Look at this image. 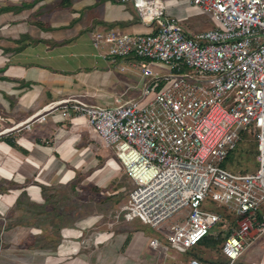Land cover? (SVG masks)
<instances>
[{"label": "built area", "instance_id": "obj_1", "mask_svg": "<svg viewBox=\"0 0 264 264\" xmlns=\"http://www.w3.org/2000/svg\"><path fill=\"white\" fill-rule=\"evenodd\" d=\"M121 1L134 5L150 32L110 29L94 35V46L122 72H139L141 97L114 108L69 98L26 126L56 110L72 122L84 119L134 185L122 217L177 251L198 247L224 222L214 209L225 207L237 219L221 247L225 261L188 264H243L247 239L264 236V0H179L212 16L213 28L203 33L168 15L170 0ZM244 133L255 138L257 167L235 174L223 164ZM150 244L160 247L156 237Z\"/></svg>", "mask_w": 264, "mask_h": 264}, {"label": "crops", "instance_id": "obj_2", "mask_svg": "<svg viewBox=\"0 0 264 264\" xmlns=\"http://www.w3.org/2000/svg\"><path fill=\"white\" fill-rule=\"evenodd\" d=\"M110 29L122 33L144 34L150 31L140 22L131 2L0 0V176H3V170H7L10 178L6 180L15 178V182L25 184L23 180L32 177L38 184L22 191L8 190L5 198L11 200L8 208L17 204L23 194L34 201L35 195L30 192L33 189L41 199L43 189L49 186L41 181V176L67 174L69 178L74 170L69 163L78 157L76 153L87 158L88 151L102 145L84 119L72 122L61 116V110H56L47 116L45 122L33 123L27 130L25 126L31 117L45 115L44 109L69 98H78L87 105L114 108L141 97L142 88L133 85V81H138L140 86L139 72H122L120 65L107 62L94 46V35ZM7 139L15 142L16 147L6 143ZM24 171L26 175H21ZM110 176L103 180H113ZM69 182L61 185L67 186ZM85 226L78 223L75 232L71 233V240L63 239L57 250L60 257L55 258L56 262L50 257L52 250L46 248V254L30 253L26 256L29 259L27 264H179L180 255L188 254L174 251L165 237L164 247L161 236L156 237L160 247L155 249L150 244L153 237L143 232L122 230L89 237L78 235ZM78 227H81L80 231ZM30 230L32 237L38 234L36 229ZM200 248L203 251L192 258L206 260L214 257L209 252L210 247H196ZM251 248L255 250L253 255L240 263L264 264V236L249 237L242 257ZM8 257L2 264H19L14 255ZM222 258L220 262L225 261Z\"/></svg>", "mask_w": 264, "mask_h": 264}, {"label": "rangeland", "instance_id": "obj_3", "mask_svg": "<svg viewBox=\"0 0 264 264\" xmlns=\"http://www.w3.org/2000/svg\"><path fill=\"white\" fill-rule=\"evenodd\" d=\"M167 13L170 16H176L181 25L193 33L207 32L214 26L212 16L208 12L190 6L183 1L170 0L167 4ZM132 34L143 33L132 32ZM159 67V65H156L154 69L159 70ZM117 74L120 75L118 72ZM139 77L141 81L140 86L137 85L138 81H133V85L143 89L144 79L140 75ZM139 92L140 90H138ZM25 128L30 130L27 126ZM255 144L253 134L248 135V138L244 139L238 148L229 155L225 161V166L229 167V170L235 174L254 173L257 167ZM97 148H94L96 151L92 149L94 154L92 153L93 151H88L90 153H87L89 155H86L87 158L81 157L82 153H76L78 157H75L69 163L72 166L71 168L74 169L69 178L66 177L67 174H63V176H56L54 174L41 176V181L47 182L49 186H47V189H43L41 199L38 198L39 193H36L34 189L29 190L35 195L33 196L35 200H33L36 203L31 201L26 194H23L25 195L23 201L8 208V201H11L10 199L5 200L8 190L11 192L22 191L28 186L37 187L38 184L34 183L32 177L27 178V176H25L27 179L23 180L25 184L15 182V178L6 180V178H10V173L7 170H3L4 179L0 176V195L3 196V198H0V264L9 258L8 255H14V260L19 264H27V260L29 262V259L26 256H29L30 253L46 254L47 250L44 251L46 248L52 250L50 257H53L52 259L56 262L55 258L60 257L59 254L57 255L58 247L63 244L64 238L71 240V233L75 232L78 223L79 226L86 224L85 229L81 230V232H79L81 227H78L79 231L77 232L81 236L104 235L122 230H126L128 233L143 232L153 238L163 237L160 239L161 241L163 240L162 242L165 247L166 240L160 233L153 232L149 227L140 225L139 223H129L128 221H124L123 217H118L119 210L127 202L126 198L134 188V185L126 175L115 152L102 145ZM24 172L21 175H26V172ZM110 175L113 176V180L109 182L103 180V178ZM74 177L75 179L73 180ZM71 179L72 181H70ZM68 182L67 186L61 185V183L67 184ZM12 195L13 193L10 197ZM1 203L3 204L1 205ZM179 219L180 217L176 216L169 221L168 225L175 223ZM225 221L227 222L225 223L226 227L223 226V223L217 225L211 232V235L215 236L220 233L221 239H225L237 228L234 215L227 216ZM30 229H36L38 234L32 237ZM23 232L26 233L24 236L21 235ZM19 235H21V238L16 242ZM11 241H15L16 244H13ZM220 245L210 247L211 251L209 252L214 257L206 258V262L223 261L220 254ZM205 248L208 247L205 246ZM254 248L249 249L240 258V262L244 263V258L252 256L255 252ZM174 251L176 250L174 249ZM201 251L203 249L200 248L194 249L185 255L179 254V264H188L190 258L196 257L195 253ZM45 257L44 259L42 258L44 261L46 260Z\"/></svg>", "mask_w": 264, "mask_h": 264}, {"label": "trees", "instance_id": "obj_4", "mask_svg": "<svg viewBox=\"0 0 264 264\" xmlns=\"http://www.w3.org/2000/svg\"><path fill=\"white\" fill-rule=\"evenodd\" d=\"M248 133H244V135H243V140L244 139H246V138H248ZM6 143H8L11 147H13V148H15L16 147V144H15V142H13L12 140H10V139H7L6 141H5ZM232 153V152H231ZM231 153H230V155H231ZM223 166L224 167H226L225 166V163L223 164ZM23 199H25V195H21L20 196V198H19V200H18V203H20L21 201H23ZM17 203V204H18ZM216 210L217 211H219V213H221L222 214V216H223V219H224V221L227 219V216H229V215H231L230 213H229V211L225 208V207H220V208H216ZM221 211V212H220ZM260 218H261V215H260ZM231 235V234H230ZM62 236H63V233H62ZM81 236V235H80ZM229 236V235H228ZM223 241H224V239H221V234L220 233H218V234H216L215 236L214 235H211V233L210 234H208L201 242H200V246H207V247H216V246H218V245H220V244H222L223 243ZM194 249H196V247L195 248H193V249H189L187 252L188 253H190V252H192V250H194ZM198 252H196L195 253V256H197L198 257ZM201 260H204V259H202V258H200ZM199 259V260H200ZM204 261H206V260H204Z\"/></svg>", "mask_w": 264, "mask_h": 264}, {"label": "bare ground", "instance_id": "obj_5", "mask_svg": "<svg viewBox=\"0 0 264 264\" xmlns=\"http://www.w3.org/2000/svg\"><path fill=\"white\" fill-rule=\"evenodd\" d=\"M2 177H3V176H2ZM5 177H6V176H5ZM7 179H8V178H7ZM128 206H130V204H129L128 200H127V202L124 204V206L121 207L120 210H119V213H118V217H119V218L122 217V213H123L125 210H127L126 208H127ZM123 218H124V217H123ZM124 221H127L126 218H124Z\"/></svg>", "mask_w": 264, "mask_h": 264}]
</instances>
